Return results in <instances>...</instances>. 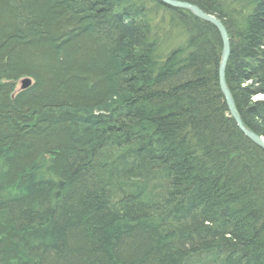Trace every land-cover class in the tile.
Listing matches in <instances>:
<instances>
[{
  "label": "trees",
  "instance_id": "1",
  "mask_svg": "<svg viewBox=\"0 0 264 264\" xmlns=\"http://www.w3.org/2000/svg\"><path fill=\"white\" fill-rule=\"evenodd\" d=\"M179 1L224 25L264 137V0ZM221 49L160 0H0V264H264V150Z\"/></svg>",
  "mask_w": 264,
  "mask_h": 264
},
{
  "label": "water",
  "instance_id": "2",
  "mask_svg": "<svg viewBox=\"0 0 264 264\" xmlns=\"http://www.w3.org/2000/svg\"><path fill=\"white\" fill-rule=\"evenodd\" d=\"M160 1L164 3L165 5H168L174 8H181V9L189 10L197 18L212 24L218 30L220 38H221V42H222L221 56H220V62H219V67H218V81H219V87H220L221 93L227 105L229 115L235 121L240 131L247 138H249L254 144H256L257 146H259L261 149L264 150V137L259 136L258 134L254 133L253 131H251L244 125L236 109L232 95L225 82V67H226L229 54H230V42H229V36L226 32L224 25L221 23L219 19H217L211 14L205 13L199 7L191 3H188L185 1H179V0H160ZM30 84H31V79L28 77H25L21 79L20 89H25Z\"/></svg>",
  "mask_w": 264,
  "mask_h": 264
},
{
  "label": "rangeland",
  "instance_id": "3",
  "mask_svg": "<svg viewBox=\"0 0 264 264\" xmlns=\"http://www.w3.org/2000/svg\"><path fill=\"white\" fill-rule=\"evenodd\" d=\"M20 85H21V80L17 82V86H16V88H17V89H20ZM263 94H264V93H263ZM263 94H256V95H254V96H253V99H256L257 97H260V96H262ZM255 97H256V98H255ZM263 99H264V98H263Z\"/></svg>",
  "mask_w": 264,
  "mask_h": 264
},
{
  "label": "bare ground",
  "instance_id": "4",
  "mask_svg": "<svg viewBox=\"0 0 264 264\" xmlns=\"http://www.w3.org/2000/svg\"><path fill=\"white\" fill-rule=\"evenodd\" d=\"M206 13V12H205ZM208 14V13H207ZM215 17V16H214ZM202 21H204V20H202ZM227 65V64H226ZM226 68V67H225ZM224 98V97H223ZM256 98V97H255ZM264 98V94L262 95V96H260V97H257L256 99H263Z\"/></svg>",
  "mask_w": 264,
  "mask_h": 264
}]
</instances>
